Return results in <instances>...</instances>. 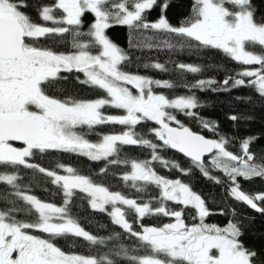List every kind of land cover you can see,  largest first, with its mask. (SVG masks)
<instances>
[{"label":"snow or ice","instance_id":"6c2138e0","mask_svg":"<svg viewBox=\"0 0 264 264\" xmlns=\"http://www.w3.org/2000/svg\"><path fill=\"white\" fill-rule=\"evenodd\" d=\"M171 6L172 0H54L38 6L44 23H37L26 11L28 0H0V167L12 169L0 172V183L15 190L11 198L0 190L4 203L0 208V264H119L122 258L130 264H264L258 260V252L241 239L242 221L233 219L226 226L206 222L213 214L206 200L189 183L162 176L152 166L159 162L189 175L191 167L181 168L160 155V149H174L216 183L221 181L211 175L210 168L221 171L229 181V196L264 214V193H247L240 183L241 179H264V153L257 157L251 150L257 138H244L238 152L230 151L231 138L219 133L217 123L193 111L203 106L194 92L170 98L155 91L178 85L126 71L131 63L128 52L107 34L119 25L130 30L129 46L133 48L219 50L242 68L222 82L199 79L183 87L214 91L252 87L264 98V14L257 15L252 0H190L188 15L173 25L167 16ZM157 7L160 15L149 20L147 14ZM87 15L93 19L84 31ZM57 36L61 38L54 41L57 47L41 42ZM66 36L71 37V50L61 51L58 45L68 43ZM170 63L181 78L184 72L203 71L201 65ZM143 67L170 71L159 62ZM71 73L83 74V80L76 76L77 82L105 95L93 99L59 95L60 82ZM105 109L121 110L122 114H109ZM175 113L198 118L213 137L193 131ZM240 118L230 116L233 121ZM149 122L156 127L147 133L160 143L137 131V126ZM107 124L124 126V130L101 134L96 142L82 131ZM123 146L146 147L151 150L150 159L121 156ZM48 152L127 165L130 170L121 176L125 187L148 194V187L153 186L158 195H149L147 200L130 197L72 166L58 164L57 169L65 173L59 174L32 162ZM21 166L51 178L62 190L61 204L21 190L22 178L17 174ZM107 171L106 167L100 169L102 175ZM77 192L84 194L92 210L106 213L144 254H130L134 250L123 244L109 247L108 242L117 240L120 233L102 237L86 230L72 213ZM18 201L25 202L24 206ZM20 213L25 214L24 219L18 218ZM32 213L34 217L28 218ZM146 217L168 218V222L145 225ZM68 236L108 247V251L97 255L65 251L55 241Z\"/></svg>","mask_w":264,"mask_h":264},{"label":"trees","instance_id":"16d2710c","mask_svg":"<svg viewBox=\"0 0 264 264\" xmlns=\"http://www.w3.org/2000/svg\"><path fill=\"white\" fill-rule=\"evenodd\" d=\"M54 0H28L29 7L26 9L27 13L37 23H44L37 11L41 4H51ZM252 3L257 10V15L264 14V0H252ZM190 0H172V6L167 11V16L173 25L179 24L185 16L189 13ZM148 19L154 21L160 15L159 8H155L148 14ZM93 17L87 15L84 21V31H87L89 23ZM51 26V22H48ZM108 36L118 46L128 52L131 63L128 64L126 71L132 73H139L148 75L155 79L170 80L178 86L172 89L155 88L157 92H162L170 98L177 95H191L193 92L203 105L193 111L206 120L213 121L218 124L219 133L231 138L232 147L229 149L233 152H238L240 142L247 137H256L251 150L257 154L264 153V98H261L252 87H238L231 90H190L183 87L184 83H194L199 79H214L222 82L228 76H233L238 72L242 66L238 63L227 58L221 51L213 49H184L178 52L171 50H157V49H141L129 46L130 30L126 26H114L107 32ZM147 35H151L148 33ZM59 36L54 39L42 38L41 42L44 44L57 47L54 41H58ZM68 43H60L58 45L61 51L71 50V37H64ZM87 40V37H83ZM174 62H183L186 64H195L203 66V71L198 74L184 72L183 78L179 71H172L174 69ZM159 62L165 64L170 69L168 72H162L157 69L144 68L145 63ZM68 79L60 82L61 96H75L77 98L93 99L98 96L105 95L102 91L96 90L88 85L77 82L76 76H80L83 80L84 76L80 73L66 74ZM231 83V81H230ZM213 88L220 87V85H213ZM109 114H122L121 110L105 109ZM179 119L186 126L190 127L193 131L199 132L206 137L212 138L213 133L202 128L200 121L196 117L186 116L183 113H175ZM231 115H237L240 119L233 121L230 119ZM156 127L153 122L137 126L138 132L147 133L149 128ZM124 130V126L120 125H101L92 130L83 129L87 134V138L96 142L101 138V134L120 133ZM145 138L153 140L155 143H160L155 139L154 135L147 133ZM218 138V137H216ZM127 155L131 158L137 159H150L151 150L146 147L140 146H123L121 149V156ZM160 155L168 160L179 163L181 168L191 167L189 175H182L179 170L175 168H165L159 162H154L153 167L162 176L167 178L176 179L180 178L182 181L189 183L194 191L200 194L207 203V207L213 214L206 218V222L214 223L219 226H226L230 220L242 221L244 226V235L241 237L243 242L250 249L258 252L259 261H264V214H261L243 202H237L229 196L227 177L219 170L210 168L212 176L219 178L221 183H216L214 180L209 179L202 175V173L191 166L189 159L179 155L171 149H160ZM207 159V158H206ZM34 163L45 167L46 169L57 170L59 174H65L62 170L57 169L58 164L72 166L79 170L83 175H88L95 180L102 181L110 185L112 190L123 191L130 197L140 196L144 200L149 199V195L154 197L158 195V189L153 186L148 187V194L136 193L135 189L125 187L121 176L124 172L129 171L130 167L124 164L110 165L104 161H91L87 157L80 156L72 153L63 152H48L41 154L33 159ZM107 168V175L100 173L101 168ZM11 172L10 167H0V172ZM17 174L22 178L20 181V189L28 194L35 195L37 198L45 202H52L58 206L62 202V190L59 186L51 183V178L46 177L32 169L20 167ZM130 183V182H129ZM243 190L250 194L264 193V179L253 178L250 181L240 180ZM0 190L8 192L9 197L14 196L15 190L11 186H6L0 183ZM21 206H24L23 201H18ZM171 204V202H170ZM172 207H179L171 205ZM4 207V203L0 201V208ZM235 209V214L233 213ZM190 211V210H189ZM72 213L79 220L82 226L89 232L102 237L113 236L115 233H120L117 240L109 241V247L113 244H123L125 247L133 249L130 254H144V249L138 248L136 242L129 236L125 235L123 230L112 223L110 217L106 213L98 210H92L89 203L84 199V194L77 192L73 200ZM222 213V214H221ZM32 213L30 217H34ZM18 218L24 219L25 214H18ZM190 219V216H189ZM168 222V218L163 217H146L142 221L145 225L159 224ZM34 234L42 235L47 238V234L36 232ZM57 245L63 250L68 252H75L81 255H97L98 252H107L108 247L93 246L82 238L73 236L57 238ZM119 264H130L126 259H120Z\"/></svg>","mask_w":264,"mask_h":264},{"label":"water","instance_id":"95a60500","mask_svg":"<svg viewBox=\"0 0 264 264\" xmlns=\"http://www.w3.org/2000/svg\"><path fill=\"white\" fill-rule=\"evenodd\" d=\"M171 150L174 151V152H176V153H178L179 155L185 157L183 154L179 153L178 151H176V150H174V149H171ZM185 158H186V157H185ZM187 159H188V158H187Z\"/></svg>","mask_w":264,"mask_h":264},{"label":"rangeland","instance_id":"374dc122","mask_svg":"<svg viewBox=\"0 0 264 264\" xmlns=\"http://www.w3.org/2000/svg\"><path fill=\"white\" fill-rule=\"evenodd\" d=\"M28 194V193H27Z\"/></svg>","mask_w":264,"mask_h":264}]
</instances>
